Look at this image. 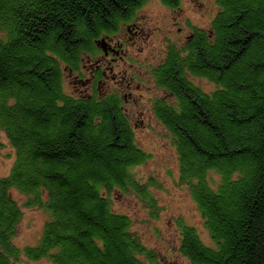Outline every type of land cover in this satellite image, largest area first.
Here are the masks:
<instances>
[{"label": "trees", "instance_id": "16d2710c", "mask_svg": "<svg viewBox=\"0 0 264 264\" xmlns=\"http://www.w3.org/2000/svg\"><path fill=\"white\" fill-rule=\"evenodd\" d=\"M147 1L0 0V132L14 152L0 178V264H160L113 208L116 193H133L157 217L153 180L132 173L149 155L119 117L69 96L64 76ZM214 2V42L173 48L159 78L176 98L159 119L210 240L179 218L172 251L190 264H264V0ZM13 190L47 214L34 246L13 243L22 219Z\"/></svg>", "mask_w": 264, "mask_h": 264}, {"label": "rangeland", "instance_id": "374dc122", "mask_svg": "<svg viewBox=\"0 0 264 264\" xmlns=\"http://www.w3.org/2000/svg\"><path fill=\"white\" fill-rule=\"evenodd\" d=\"M215 12H218V7L214 0H182L176 11L164 8L157 0L150 1L139 12L138 24L142 27V36H149L147 42L151 50L150 55L148 49L144 55L149 58L157 57L164 51V45L176 44L174 30L171 29L173 23L183 26V23L188 21L196 27L207 28ZM179 42H182V38ZM140 43L145 45L141 41ZM141 57L143 58L142 55ZM141 77L144 79L145 74L142 73ZM128 80L127 75L123 83L126 84ZM199 85L205 90L211 89L204 81H201ZM121 89L125 90L122 86ZM146 89L147 86L137 92L146 96ZM68 92H72L70 86ZM134 134L138 147L149 155V159L132 173L141 184H149V181L153 180L154 186L150 188V192L156 199L159 210L156 218L150 217L146 208L133 193L125 195L116 193L113 208L116 212L131 218L132 230L139 235L145 246L158 254L160 264H190L184 257L172 251L177 239L175 221L180 218L186 224L196 228L205 244H210V240L187 186L179 181L176 152L164 128H137ZM13 160L14 152L3 133L0 132V178L8 175ZM207 177L213 182L212 184L219 182V177L212 172L208 173ZM12 198L22 210V219L17 227L13 243L19 249L34 246L47 221V214L36 207H25L28 199L17 191H12ZM17 264L51 263L45 259L33 262L21 257Z\"/></svg>", "mask_w": 264, "mask_h": 264}, {"label": "flooded vegetation", "instance_id": "af4514ba", "mask_svg": "<svg viewBox=\"0 0 264 264\" xmlns=\"http://www.w3.org/2000/svg\"><path fill=\"white\" fill-rule=\"evenodd\" d=\"M150 1L137 8L131 17L121 20L116 29L102 31L93 40L92 49L82 53L78 69H66L64 75L66 84L72 88L69 96L86 103L95 102L102 113L119 117L120 125L129 128L132 135L137 128H166L159 119L160 106L168 107L175 103L176 98L166 86L160 85L159 78L162 75L161 80L164 79L165 64L173 48L182 52L194 39L200 40L203 36L211 43L215 40L212 24L218 12L210 18L207 28L196 27L188 21L183 26L173 23L171 29L174 30L176 44L164 45V51L157 57L145 56L147 49L151 54L147 42L149 36H142L138 21L139 12ZM161 5L171 11L179 9ZM142 73L145 74L144 79ZM127 75L129 80L124 84ZM146 86V96L138 94L137 91Z\"/></svg>", "mask_w": 264, "mask_h": 264}]
</instances>
